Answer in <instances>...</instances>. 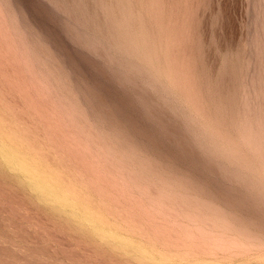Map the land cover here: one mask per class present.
Instances as JSON below:
<instances>
[{"label":"rangeland","instance_id":"1","mask_svg":"<svg viewBox=\"0 0 264 264\" xmlns=\"http://www.w3.org/2000/svg\"><path fill=\"white\" fill-rule=\"evenodd\" d=\"M110 1L0 0V138L166 259L88 242L0 159V264H264V1Z\"/></svg>","mask_w":264,"mask_h":264},{"label":"bare ground","instance_id":"2","mask_svg":"<svg viewBox=\"0 0 264 264\" xmlns=\"http://www.w3.org/2000/svg\"><path fill=\"white\" fill-rule=\"evenodd\" d=\"M51 1V0H50ZM56 1V0H55ZM77 1H79V0H77ZM102 1H104V0H102ZM107 1V0H106ZM112 1V0H111ZM110 1V2H111ZM124 1H126V0H124ZM129 1V0H128ZM264 1V0H263ZM263 1H261V3L260 4H262V2ZM53 2V1H52ZM59 2V1H58ZM92 2V1H91ZM120 2H121V0H120ZM132 2V1H131ZM133 2H134V0H133ZM139 2V1H138ZM137 2V3H138ZM250 2V1H249ZM255 2V1H254ZM101 3V2H100ZM105 3V2H104ZM141 3V2H140ZM54 4V3H53ZM52 4V5H53ZM92 4V3H91ZM111 3H109V5H110ZM112 4H113V1H112ZM116 4H118V3H115L114 5H116ZM248 4H250V3H248ZM80 5V4H79ZM102 5H103V3H102ZM105 5V4H104ZM108 5V6H109ZM119 5V4H118ZM125 5V4H124ZM133 5V4H132ZM81 6V5H80ZM92 6V5H91ZM117 6V5H116ZM116 6H114V7H112V8H114L115 10H116ZM128 6V5H127ZM129 6H130V4H129ZM250 6L251 5H249V9H250ZM20 7V6H19ZM24 7H25V5H24ZM23 7V8H24ZM96 7V6H95ZM103 7V6H102ZM126 7V6H125ZM131 7V6H130ZM248 7V6H247ZM47 8V7H46ZM54 8V7H53ZM67 8V7H66ZM103 8H105V7H103ZM119 8V7H118ZM117 8V9H118ZM107 9V8H106ZM131 9V8H130ZM252 9V8H251ZM250 9V10H251ZM57 10V9H56ZM108 10V9H107ZM110 10V9H109ZM119 11H120V9H118ZM133 10V9H132ZM134 10H136V9H134ZM55 11V10H54ZM60 11V10H59ZM110 11H112V10H110ZM137 11V10H136ZM135 11V12H136ZM57 12V11H56ZM114 12V11H113ZM115 12H117V10L115 11ZM123 12V11H122ZM131 12H133V11H131ZM138 12V11H137ZM254 12V11H253ZM256 12V11H255ZM25 13V12H24ZM112 13V12H111ZM121 13V12H120ZM120 13H119V15H120ZM124 13V12H123ZM126 13V12H125ZM56 14V13H55ZM116 14V13H115ZM118 14V13H117ZM122 14V13H121ZM128 14H129V12H128ZM128 14H127V16L126 17H128ZM131 14V13H130ZM129 14V15H130ZM59 15V14H58ZM100 15V14H99ZM110 15V14H109ZM118 15V16H119ZM137 15V14H136ZM122 16V15H121ZM132 16V15H131ZM138 16H139V14H138ZM137 16V17H138ZM144 16V15H143ZM258 16V15H257ZM67 17V16H66ZM111 17V16H110ZM115 17H116V15H115ZM130 17V16H129ZM146 17V16H145ZM108 18V17H107ZM123 18V17H122ZM19 19V18H18ZM117 19H118V17H117ZM139 19V18H138ZM141 19H142V17H141ZM146 19H147V17H146ZM54 20V19H53ZM103 20V19H102ZM131 20H132V18H131ZM130 19L129 20H126V21H131ZM144 21V20H143ZM148 21V20H147ZM263 21V20H262ZM61 22V21H60ZM135 22V21H134ZM133 22V23H134ZM140 22V21H139ZM66 23V22H65ZM99 23V22H98ZM103 23V22H102ZM124 23V22H123ZM142 20H141V22H140V24L142 25ZM148 23H150V22H148ZM71 24V23H70ZM113 24V23H112ZM120 24V23H119ZM125 24V23H124ZM126 24H127V22H126ZM130 24V23H129ZM139 24V25H140ZM145 24H147V22H145ZM66 25V24H65ZM123 25V24H122ZM133 25V24H132ZM136 25V24H135ZM144 25V24H143ZM149 25V24H148ZM148 25L146 26V28H148ZM258 25V24H257ZM72 26H73V24H72ZM104 26V25H103ZM127 26H128V24H127ZM254 26V25H253ZM256 26V25H255ZM254 26V27H255ZM74 27V26H73ZM97 27V26H96ZM152 27V26H151ZM151 27H149L148 29L150 30V28ZM105 28V27H104ZM111 28V27H110ZM116 28V27H115ZM122 28V27H121ZM143 28V27H142ZM141 28V29H142ZM140 29V30H141ZM107 30V29H106ZM130 30V29H129ZM137 30H139V29H137ZM152 30V29H151ZM150 30V31H151ZM254 30V29H253ZM68 31V30H67ZM73 31H75V30H73ZM80 31V30H79ZM111 31V30H110ZM120 31V30H119ZM143 31V30H142ZM258 31V30H257ZM256 31V32H257ZM84 32V31H83ZM98 32V31H97ZM102 32V31H101ZM104 32V31H103ZM118 32V31H117ZM131 32V31H130ZM135 32V31H134ZM139 32V31H138ZM155 32V31H154ZM125 33V32H124ZM147 33H149V32H147ZM151 33V32H150ZM73 34V33H72ZM72 34H70V35H72ZM122 34V33H121ZM131 34V33H130ZM138 34V33H137ZM142 34V33H141ZM260 34V33H259ZM262 34V33H261ZM260 34V35H261ZM68 35V34H67ZM125 35V34H124ZM136 35V34H135ZM123 36V35H122ZM127 36V35H126ZM142 36H144V35H142ZM146 36V35H145ZM151 36V35H150ZM70 37H72V36H70ZM87 37V36H86ZM97 37V36H96ZM110 37V36H109ZM113 37V36H112ZM153 37V36H152ZM159 37H161V36H159ZM261 37V36H260ZM82 38V37H81ZM88 38H89V36H88ZM116 38V37H115ZM125 38V37H124ZM129 38V37H128ZM136 38H137V36H136ZM71 39V38H70ZM76 39H78V38H76ZM91 39V38H90ZM127 39V38H126ZM132 39V38H131ZM134 39V38H133ZM114 40V39H113ZM148 40V39H147ZM156 39H154V41H155ZM90 41V40H89ZM125 41V40H124ZM140 41V40H139ZM253 41V40H252ZM86 42V41H85ZM131 42V41H130ZM159 42V41H158ZM91 43V42H90ZM112 43V42H111ZM140 43V42H139ZM138 43V44H139ZM143 43V42H142ZM150 43V42H149ZM255 43V42H254ZM85 44V43H84ZM103 44V43H102ZM141 44V43H140ZM139 44V45H140ZM161 44V43H160ZM248 44H249V42H248ZM252 44V43H251ZM144 45V44H143ZM145 45H146V43H145ZM150 46H151V44H149ZM148 45V46H149ZM256 45V44H255ZM110 46V45H109ZM126 46V45H125ZM141 46V45H140ZM147 46V47H148ZM149 46V47H150ZM128 47V46H127ZM146 47V48H147ZM152 47V46H151ZM82 48V47H81ZM87 48V47H86ZM142 48V47H141ZM256 48V47H255ZM89 49V48H88ZM135 49V48H134ZM149 49H151V48H149ZM154 49V48H153ZM140 50V49H139ZM142 50H143V48H142ZM141 51V50H140ZM253 51V50H252ZM255 51V50H254ZM137 53H138V51H137ZM250 53V52H249ZM262 53V52H261ZM252 55V54H251ZM244 56H246V55H244ZM85 57V56H84ZM137 57V56H136ZM260 57V56H259ZM86 58V57H85ZM156 58H158L157 56H156ZM247 58V57H246ZM114 59V58H113ZM243 59V58H242ZM93 60V59H92ZM159 60V59H158ZM157 60V61H158ZM166 60V59H165ZM262 60V59H261ZM87 61V60H86ZM122 62V61H121ZM258 62V61H257ZM92 63V62H91ZM251 63V62H250ZM119 65H120V62H119ZM91 66V65H90ZM89 66V67H90ZM108 66V65H107ZM132 66V65H131ZM141 66V65H140ZM149 66V65H148ZM238 66V65H237ZM244 66H245V63H244ZM254 67V66H253ZM86 68V67H85ZM91 68H93V67H91ZM108 68V67H107ZM243 69V68H242ZM252 69V68H251ZM253 69H255V68H253ZM96 70V69H95ZM108 71V70H107ZM96 72V71H95ZM176 72V71H175ZM258 72H259V70H258ZM260 72H261V70H260ZM126 73V72H125ZM246 73V72H245ZM244 73V74H245ZM114 74V73H113ZM253 74V73H252ZM247 75V74H246ZM248 75H250L249 73H248ZM102 76V75H101ZM130 78V77H129ZM256 78V77H255ZM131 79V78H130ZM264 79V78H263ZM96 80V79H95ZM123 80V79H122ZM241 80V79H240ZM232 81V80H231ZM255 81V80H254ZM97 82V81H96ZM134 82V81H133ZM244 82V81H243ZM98 83V82H97ZM101 83V82H100ZM145 83V82H144ZM177 83H178V81H177ZM249 83V82H248ZM247 83V84H248ZM252 83V82H251ZM137 84V83H136ZM255 84H257V83H255ZM104 85V84H103ZM150 85V84H149ZM251 85V84H250ZM177 86V85H176ZM248 86V85H247ZM252 87V86H251ZM255 87V86H254ZM258 87V86H257ZM136 88V87H135ZM136 90V89H135ZM159 91V90H158ZM247 91V90H246ZM245 91V92H246ZM254 91V90H253ZM136 92V91H135ZM141 92V91H140ZM151 92V91H150ZM255 92V91H254ZM252 93V92H251ZM150 94V93H149ZM246 95V94H245ZM253 95V94H252ZM256 95V94H255ZM165 97V96H164ZM197 97V96H196ZM154 98V97H153ZM243 98V97H242ZM246 98V97H245ZM244 98V99H245ZM255 98V97H254ZM156 100V99H155ZM256 100V99H255ZM145 101V100H144ZM169 101V100H168ZM133 102V101H132ZM157 102H158V100H157ZM238 102V101H237ZM141 104V103H140ZM170 104V103H169ZM135 105V104H134ZM232 106V105H231ZM241 106V105H240ZM150 107H151V105H150ZM160 107H161V105H160ZM201 107V106H200ZM162 108V107H161ZM167 108V107H166ZM201 108H203V107H201ZM233 108V107H232ZM231 108V109H232ZM160 109V108H159ZM230 109V108H229ZM255 109V108H254ZM177 110H179V109H177ZM250 110V109H249ZM153 111V110H152ZM161 111V110H160ZM154 112V111H153ZM157 112H158V110H157ZM162 112V111H161ZM160 113V112H159ZM176 113V112H175ZM233 113V112H232ZM155 114H157V113H155ZM166 114V113H165ZM234 114V113H233ZM243 114V113H242ZM182 115V114H181ZM235 115V114H234ZM257 115V114H256ZM161 116V115H160ZM261 116V115H260ZM234 117V116H233ZM250 117V116H249ZM169 118V117H168ZM255 118V117H254ZM159 119H160V117H159ZM176 119H178L177 117H176ZM186 119V118H185ZM156 120H157V118H156ZM162 120V119H161ZM174 120V119H173ZM242 120V119H241ZM257 120V119H256ZM179 121V120H178ZM191 121V120H190ZM164 122V121H163ZM171 122V121H170ZM180 122V121H179ZM259 123H260V121H258ZM188 123V122H187ZM257 124L258 126H260V124ZM168 124V123H167ZM177 124V123H176ZM249 124H252V123H249ZM161 125V124H160ZM170 125H171V123H170ZM179 125V124H178ZM182 125V124H181ZM166 126V125H165ZM175 126V125H174ZM184 128V127H183ZM257 128V127H256ZM169 129H171L170 127H169ZM166 131V130H165ZM176 131V130H175ZM174 131V132H175ZM173 132V133H174ZM211 132H212V130H211ZM258 132V131H257ZM264 132V131H263ZM177 133V132H176ZM259 133L261 134L262 133V131L260 132L259 131ZM258 133V134H259ZM6 134V133H5ZM250 134H251V130H250ZM264 134V133H263ZM1 135H3V134H1ZM10 135V134H9ZM192 135V134H191ZM199 135V134H198ZM245 135V134H244ZM11 136V135H10ZM15 136V135H14ZM167 136H169V135H167ZM176 136V135H175ZM259 136V135H258ZM7 137H9V136H6V138H0V159H3L5 162H7L8 164H9V166L12 168V169H14V170H17L20 174H23L24 175V177L23 178H25L24 179V183L26 184V186H28L29 187V189H31V190H33V191H35L36 193H37V195H38V197H39V199H41L43 202H47L48 203V205L50 204V210L54 213V215H55V213L57 214V215H59L63 220L64 219H66L67 221H69V222H66V223H69V224H71L73 227H74V229L76 230V232H78V234L80 235H83V236H85L86 237V239H87V241L88 242H90V243H92L94 240H95V242H96V239L97 240H101V241H103L104 243H103V245L105 244H107V246H109V245H111V247H107V253L108 252H110V253H112L111 252V250H113L114 249V251H115V253L118 251L119 252V250L122 252V253H124L123 255H125V253H127L128 255L130 254L131 256L130 257H135V259L137 258V259H139V261H150L152 258H158L157 256H155L157 253L159 254V252H157V250H156V248L153 250H151V249H146V247H143V246H141L142 245V243H137L136 241H134L133 239H131V237H129V236H124V235H122V234H120V232H118L117 230V228H115L114 226H112L111 224H109L108 223V221L106 220V218H105V216L103 217V214L102 215H100L99 214V212L97 211V210H94L93 208L94 207H92L91 208V206H90V202H88L87 200H85L84 198H82L81 197V195L76 191V190H72V188H70V187H68V186H64V184H62L61 185V181L59 182V180H57L56 178H55V175L54 176H52V175H50L49 173L47 174L45 171L43 172L42 171V169H40V168H38L37 167V165H35L33 162H30L29 160H27V157L25 158V156L23 155V153H21V151L19 150V148H16L15 149V147H13V145L12 144H10V145H8L9 143L7 142L8 140H7ZM170 137V136H169ZM244 138H249V136H247V134H246V137H244ZM183 139V138H182ZM210 139V138H209ZM245 139V140H246ZM250 139H251V137H250ZM250 139H249V141L247 140L246 142H250ZM253 139V138H252ZM252 139H251V141H252ZM12 140H15V139H12ZM244 140V139H243ZM260 140V139H259ZM19 141V140H18ZM185 141V140H184ZM261 141V140H260ZM13 142V141H12ZM22 142V141H21ZM197 142H198V140H197ZM252 143H254L253 141H252ZM251 143V144H252ZM181 144H182V142H181ZM188 144V143H187ZM257 146H256V145ZM260 144V143H259ZM259 144H257V143H254V145L258 148V145ZM21 145V144H20ZM190 145V144H189ZM223 145V144H222ZM15 146V145H14ZM17 146H19V145H17ZM185 145H183V147H184ZM205 146V145H204ZM217 146V145H216ZM254 146V147H255ZM21 147H23V145L21 146ZM251 148V147H250ZM256 148V149H257ZM20 151H18V150ZM21 149V148H20ZM209 149V148H208ZM205 150V149H204ZM261 150L263 151V148L261 147ZM260 150V147H259V151H261ZM261 151V152H262ZM264 152V151H263ZM25 153V152H24ZM22 154V155H21ZM26 154V153H25ZM27 155V154H26ZM245 155V154H244ZM261 155V154H260ZM264 155V154H263ZM27 156H29V155H27ZM218 156V155H217ZM244 157V156H243ZM262 157H264V156H262ZM32 159V158H31ZM244 160V159H243ZM259 160H261V159H259ZM38 161V160H37ZM1 164H3V163H1ZM247 164V163H246ZM39 165V164H38ZM215 165V164H214ZM223 165V164H222ZM261 165V164H260ZM2 166V165H1ZM211 166V165H210ZM231 166V165H230ZM226 167V166H225ZM242 167V166H241ZM48 169V168H47ZM247 169V168H246ZM49 172H50V170H49ZM229 172V171H228ZM4 173V172H3ZM55 173V172H54ZM58 174V173H57ZM248 174V173H247ZM19 176V175H18ZM245 176H247V175H245ZM59 177V176H58ZM22 178V177H21ZM16 179L18 180L19 178L18 177H16ZM58 179H60V177L58 178ZM62 179V178H61ZM21 180V179H20ZM64 180V179H63ZM19 181V180H18ZM65 181V180H64ZM243 181V180H242ZM260 182V181H259ZM67 183V182H66ZM166 183V182H165ZM165 183H164V185H165ZM24 184V185H25ZM150 184V183H149ZM168 184V183H167ZM166 184V185H167ZM256 184V183H255ZM23 185V184H22ZM151 185V184H150ZM149 185V186H150ZM170 186V185H169ZM168 186V187H169ZM244 186V185H243ZM147 187V186H146ZM154 187H157V186H154ZM153 187V188H154ZM162 187V186H161ZM76 188V187H75ZM151 189L152 187H148V189ZM157 188H159L160 190H161V188L160 187H157ZM171 188V187H170ZM74 189V188H73ZM149 189V190H150ZM174 190H175V187L173 188ZM179 189H181V188H179ZM185 189V188H184ZM183 189V190H184ZM188 189V188H187ZM248 189V188H247ZM80 191V190H79ZM157 191V190H156ZM159 191V190H158ZM167 191V190H166ZM165 191V192H166ZM179 191V190H178ZM82 193V192H81ZM161 193V192H160ZM159 193V194H160ZM259 193V192H258ZM155 194H158V192L157 193H155ZM177 194H179V193H177ZM183 194V193H182ZM254 194V193H253ZM176 195V194H175ZM181 195V194H180ZM185 195V194H184ZM187 195V194H186ZM161 196V195H160ZM167 196H169V195H167ZM176 196H178V195H176ZM183 196V195H182ZM174 197V196H173ZM179 197V196H178ZM181 197V196H180ZM191 196H188V198H190ZM37 198V197H36ZM168 198V197H167ZM175 198V197H174ZM174 198H173V200H174ZM185 198V199H184ZM184 198H182V199H184V200H186V197L184 196ZM223 198H224V196H223ZM228 198V197H227ZM248 198H250V197H248ZM38 199V200H39ZM161 199H162V197H161ZM177 199V198H176ZM192 199H194V200H196V198H192ZM236 199V198H235ZM239 199V198H238ZM167 200V199H166ZM169 200H170V198H169ZM221 200V199H220ZM247 200V199H246ZM163 201H165V198H164V200ZM188 201V203H189V201H191V200H187ZM199 201V200H198ZM202 201V200H201ZM252 201V200H251ZM176 202V201H175ZM179 202H180V199H179ZM184 202V201H183ZM183 202H181V203H183ZM253 202V201H252ZM162 204H163V202H161ZM168 203H170V202H168ZM172 203H173V201H172ZM178 203V202H177ZM191 203H193V202H191ZM198 203V202H197ZM206 203V202H205ZM254 203V202H253ZM258 203V202H257ZM91 204H92V202H91ZM162 204H159L160 205V207H161V205ZM167 204V203H166ZM166 204H164V205H166ZM184 204H185V202H184ZM184 204H182V205H184ZM194 204V203H193ZM192 204V205H193ZM203 204H204V202H203ZM259 204V203H258ZM171 205V204H170ZM178 205V204H177ZM181 205V204H180ZM180 205H178L179 206V209H181L180 207ZM189 205H190V203H189ZM198 205H200L201 206V204H199L198 203ZM206 205V204H205ZM204 205V206H205ZM210 205V204H209ZM214 205V204H213ZM228 205V204H227ZM163 206V205H162ZM167 206V205H166ZM173 206H175V205H173ZM185 206V205H184ZM183 206V207H184ZM195 206V205H194ZM203 206V205H202ZM201 206V207H202ZM203 206V207H204ZM243 206V205H242ZM246 207V206H245ZM162 208V207H161ZM164 208H165V206H164ZM164 208H162V210L164 209ZM192 208V207H191ZM208 208V207H207ZM214 208H215V206H214ZM214 208H212V209H214ZM243 208V207H242ZM256 208V207H255ZM49 209V208H48ZM166 209V208H165ZM209 209V208H208ZM212 209H210V212H211V210ZM217 209V208H216ZM220 209V208H219ZM252 209V208H251ZM168 210V209H167ZM171 210H173L172 208H171ZM187 210V209H186ZM193 210V209H192ZM194 210H197V211H199L200 210V208H199V210H198V208L196 209V208H194ZM207 210V209H206ZM246 210V209H245ZM165 211V210H164ZM182 211V210H181ZM201 211H203V209L201 210ZM215 211V210H214ZM222 211H224V210H222ZM258 211V210H257ZM174 212V211H173ZM191 212H193V211H191ZM190 212V213H191ZM205 212V211H204ZM216 212H217V210H216ZM259 212V211H258ZM101 213V212H100ZM218 213V212H217ZM225 213V212H224ZM240 213V212H239ZM182 214H184V213H182ZM231 214V213H230ZM257 214V213H256ZM173 215V214H172ZM198 215V214H197ZM200 215V214H199ZM198 215V216H199ZM202 215V214H201ZM220 215V214H219ZM217 216V217H219L220 218V216ZM185 216V215H184ZM189 216V215H188ZM195 217H196V215H194ZM222 216H223V214H222ZM233 216V215H232ZM236 216V215H235ZM176 217V216H175ZM178 217V216H177ZM179 217H180V215H179ZM202 217V219H203V217H204V215L203 216H201ZM206 217V216H205ZM231 217V216H230ZM251 217V216H250ZM253 217V216H252ZM187 218V217H186ZM215 218V217H214ZM219 218H218V220H219ZM222 218V217H221ZM224 219H226L225 217H223ZM232 218V217H231ZM231 218H230V222H231ZM199 219H200V216H199ZM198 218L196 219V220H199ZM205 219V218H204ZM207 219V218H206ZM217 219V218H216ZM215 219V220H216ZM223 219V220H224ZM260 219V218H259ZM258 219V220H259ZM182 220H185V219H183L182 218ZM222 220V221H223ZM234 221H235V219H233ZM240 220V219H239ZM243 219H241V221H242ZM253 220V219H252ZM255 220H256V218H255ZM205 221H207V220H205ZM228 221V220H227ZM241 221H240V223H241ZM247 221H249L250 222V220H247ZM200 222V221H199ZM203 222V221H202ZM208 222V221H207ZM207 222H206V224H207ZM218 222V221H217ZM224 222V221H223ZM111 223V222H110ZM183 223V222H182ZM213 224H214V222H212ZM219 223V222H218ZM222 223V222H221ZM233 223V222H232ZM235 223H236V221H235ZM238 223V222H237ZM243 223V222H242ZM252 223H253V221H252ZM259 223V222H258ZM258 223H257V225H258ZM185 224V223H184ZM203 224V223H202ZM206 224H204V226L206 225ZM210 224V223H209ZM213 224H211V226H213ZM224 224H227V222H225V223H223V225ZM254 224V223H253ZM260 224V223H259ZM67 225V224H66ZM199 225V224H198ZM246 225V224H245ZM250 225H252V224H250ZM255 225V224H254ZM253 225V226H254ZM68 226V225H67ZM70 226V225H69ZM183 226H185V225H183ZM201 226V225H200ZM203 226V227H204ZM222 226V225H221ZM230 226V228H231V225H229ZM232 226L234 227V225L232 224ZM241 226V225H240ZM256 226V225H255ZM254 226V227H255ZM260 226V225H259ZM196 227V226H195ZM207 227H208V224H207ZM224 228H225V226H223ZM228 227V226H227ZM245 227V226H244ZM247 227H249V226H247ZM69 228H71V226L69 227ZM187 228V227H186ZM196 228H198V227H196ZM212 228V227H211ZM214 228H215V226H214ZM213 228V229H214ZM218 230H219V228H218V226L216 227ZM239 228V227H238ZM237 228V229H238ZM250 228V227H249ZM253 228V227H252ZM260 228V227H259ZM221 229H223V228H221ZM220 229V230H221ZM226 229V228H225ZM229 229V228H228ZM233 229V228H232ZM236 229V228H235ZM257 229V228H256ZM256 229L254 228V230L256 231ZM72 230H73V228H72ZM71 230V231H72ZM201 230V229H200ZM230 230V229H229ZM239 230V229H238ZM253 230V231H254ZM258 230V229H257ZM205 231V230H204ZM226 231V230H225ZM235 231V230H234ZM233 231V232H234ZM241 231H243V230H241ZM75 232V231H74ZM186 232V231H185ZM184 232V233H185ZM190 233H191V231H189ZM208 232V231H207ZM221 232V231H220ZM224 232V231H223ZM226 232H228V231H226ZM232 232V233H233ZM238 232V231H237ZM237 232L235 233V234H237ZM246 232V231H245ZM189 233V234H190ZM193 233V232H192ZM204 233V232H203ZM209 233V232H208ZM210 233H211V231H210ZM219 233V232H218ZM217 233V234H218ZM225 233V232H224ZM230 233H231V231H230ZM249 233V232H248ZM253 233V232H252ZM125 234V233H124ZM207 234V233H206ZM229 234V233H228ZM242 234H243V232H242ZM254 234V233H253ZM258 234V233H257ZM171 235V234H170ZM190 235H192V234H190ZM189 235V236H190ZM203 235H205V234H203ZM202 234H201V236H203ZM210 235V234H209ZM209 235H207L208 237H209ZM215 235V234H214ZM221 235H222V233H221ZM231 235V234H230ZM244 235H246L245 233H244ZM244 235H241L242 237L244 236ZM248 236H249V234H247ZM206 236V235H205ZM207 236H206V238H207ZM216 236V235H215ZM218 236V235H217ZM220 236V235H219ZM218 236V237H219ZM225 236H226V234H225ZM235 236V235H234ZM248 236H246L247 238L246 239H248ZM252 236V235H251ZM250 236V237H251ZM258 236H259V234H258ZM84 237V238H85ZM193 237V236H192ZM194 237H196V239L198 238V236H194ZM200 237V236H199ZM212 237V236H211ZM233 237V236H232ZM249 237V238H250ZM261 237H262V235H261ZM205 238V240H207ZM224 238V237H223ZM227 239H228V237H226ZM231 238V237H230ZM239 238H240V235H239ZM253 238V237H252ZM88 239H93V241L91 242L90 240H88ZM195 239V238H194ZM199 239V238H198ZM209 239H211V238H209ZM220 239V238H219ZM226 239V240H227ZM236 239H237V237H236ZM243 239V238H242ZM251 239V238H250ZM254 239V238H253ZM258 239V238H257ZM239 240V239H238ZM245 240V239H244ZM244 240H242V241H244ZM259 240V239H258ZM263 240V239H262ZM100 241V242H101ZM208 242H210L209 240H207ZM213 241V240H212ZM211 241V242H212ZM215 241V240H214ZM220 241V240H219ZM228 241V240H227ZM226 241V243H228ZM246 241V240H245ZM253 241V240H252ZM94 242V243H95ZM98 243H100L99 241H97ZM204 242V241H203ZM206 242V241H205ZM216 242V241H215ZM218 242V241H217ZM217 242H216V244H217ZM222 242H223V244H224V242L225 241H223L222 240ZM239 242V241H238ZM258 242V241H257ZM97 243V244H98ZM214 243V242H213ZM242 243V242H241ZM240 243V244H241ZM255 243V242H254ZM261 243V242H260ZM259 243V244H260ZM216 244H214V245H216ZM220 244H222V243H220ZM230 244L232 245L233 244V241L232 242H230ZM94 245V244H93ZM218 245V244H217ZM225 245V244H224ZM234 245H238V243L236 244H234ZM241 245H244V244H241ZM250 245V244H249ZM252 245V244H251ZM100 246H102V242H101V245ZM145 246V245H144ZM212 246V245H211ZM210 246V247H211ZM225 246H229V245H225ZM245 246V245H244ZM243 246V247H244ZM259 246V245H258ZM106 247V246H105ZM113 247V249H111ZM115 247V248H114ZM208 248H209V246H207ZM219 247V246H218ZM218 247H217V249H218ZM220 247H221V245H220ZM219 247V248H220ZM231 247V246H230ZM237 248H238V246H236ZM240 247V246H239ZM246 247V246H245ZM249 247H252V246H249ZM249 247H248V249H249ZM254 247V246H253ZM257 247V246H256ZM260 248H262L261 246H259ZM96 248H100L101 249V247H96ZM104 248V247H103ZM101 249V250H103V251H106V249L104 248V249ZM147 248H149V247H147ZM151 248V247H150ZM213 248V247H212ZM222 248V247H221ZM224 248V247H223ZM227 248V247H226ZM236 248V249H237ZM241 248H242V246H241ZM259 248V249H260ZM264 248V247H263ZM99 249V250H100ZM117 251H116V250ZM216 249V248H215ZM225 249V248H224ZM233 249H235V248H233ZM238 249H240V248H238ZM247 249V247H246V250H248ZM256 249V248H255ZM258 249V248H257ZM97 250V249H96ZM100 250V251H101ZM156 250V251H155ZM207 250V249H206ZM214 250V249H213ZM219 250V249H218ZM242 250V249H241ZM252 250V249H251ZM113 251V252H114ZM223 250H221V251H219L220 253L222 252ZM229 251H231V250H229ZM234 251V250H233ZM239 251V250H238ZM244 251H245V249H244ZM258 251V250H257ZM117 252V253H118ZM157 252V253H156ZM211 252H213V251H211ZM224 252H225V250H224ZM227 252H228V249H227ZM246 252V251H245ZM259 252V251H258ZM115 253H112V254H115ZM120 253V252H119ZM122 253H121V255H122ZM153 253H155V255L153 254ZM162 253V252H161ZM215 253V252H214ZM218 253V252H217ZM216 253V254H217ZM223 253V252H222ZM239 253V252H238ZM255 253H256V251H255ZM103 254H104V252H103ZM106 254V253H105ZM235 254V253H234ZM237 254V253H236ZM242 254V253H241ZM241 254H240V256H241ZM252 254V253H251ZM160 255V254H159ZM226 255H228V253L226 254ZM233 255V254H232ZM237 255H239V254H237ZM237 255H235V256H237ZM259 255V254H258ZM264 255V254H263ZM162 255H160V258H162L161 257ZM230 256V255H229ZM257 256V255H256ZM133 257H132V259H133ZM238 257V256H237ZM263 258H264V256H262ZM235 258V257H234ZM249 258H251V256L249 257ZM258 258V257H257ZM162 259H166L165 258V256H164V258H162ZM251 259H253V258H251ZM256 259V258H255ZM250 260V259H249ZM146 261V262H147ZM258 261H260V259H258ZM245 262V261H244Z\"/></svg>","mask_w":264,"mask_h":264},{"label":"snow or ice","instance_id":"3","mask_svg":"<svg viewBox=\"0 0 264 264\" xmlns=\"http://www.w3.org/2000/svg\"><path fill=\"white\" fill-rule=\"evenodd\" d=\"M262 71H264V69H262ZM252 212L253 214H255V209H252ZM259 218H260L261 235L264 236V184H262V188H261Z\"/></svg>","mask_w":264,"mask_h":264}]
</instances>
